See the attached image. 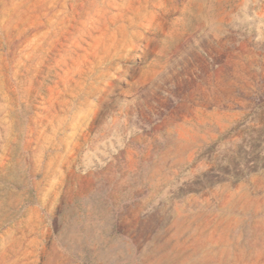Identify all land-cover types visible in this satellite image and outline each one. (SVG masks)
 I'll return each mask as SVG.
<instances>
[{
    "label": "rangeland",
    "instance_id": "obj_1",
    "mask_svg": "<svg viewBox=\"0 0 264 264\" xmlns=\"http://www.w3.org/2000/svg\"><path fill=\"white\" fill-rule=\"evenodd\" d=\"M0 264H264V0H0Z\"/></svg>",
    "mask_w": 264,
    "mask_h": 264
}]
</instances>
